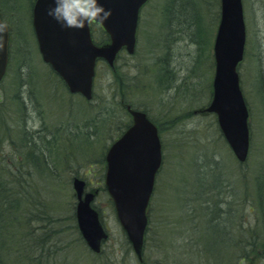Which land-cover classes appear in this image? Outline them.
Here are the masks:
<instances>
[{"label": "rangeland", "instance_id": "374dc122", "mask_svg": "<svg viewBox=\"0 0 264 264\" xmlns=\"http://www.w3.org/2000/svg\"><path fill=\"white\" fill-rule=\"evenodd\" d=\"M33 1L0 0L13 30L0 85V192L7 189L9 215L25 227L3 228L0 264H141L103 182L105 152L128 120L121 94L157 122L163 143L142 264H264V0H243L238 71L251 131L244 164L215 116L201 112L211 100L221 0H150L136 53L122 54L114 70L99 62L90 103L43 63ZM75 177L100 190L95 204L110 237L99 255L77 229Z\"/></svg>", "mask_w": 264, "mask_h": 264}, {"label": "water", "instance_id": "95a60500", "mask_svg": "<svg viewBox=\"0 0 264 264\" xmlns=\"http://www.w3.org/2000/svg\"><path fill=\"white\" fill-rule=\"evenodd\" d=\"M148 0H102L111 15L101 22L111 43L96 46L89 25L68 28L48 9L53 0H36L33 26L43 60L64 79L72 93L92 98L97 59L111 66L125 47L133 54L139 12ZM0 81L8 65L9 31L0 18ZM246 26L242 0H221V18L214 43L215 76L213 98L207 112L217 115L219 127L237 160L245 162L250 147L249 111L240 88L237 67L244 56ZM134 124L116 141L106 155V188L115 205L117 218L133 250L141 258L144 234L148 224L147 207L156 174L162 163V145L157 128L144 113L131 112ZM78 198L77 220L80 232L93 251H100L108 235L98 213L91 208L92 194L83 197L84 182L75 179Z\"/></svg>", "mask_w": 264, "mask_h": 264}, {"label": "clouds", "instance_id": "9594fccd", "mask_svg": "<svg viewBox=\"0 0 264 264\" xmlns=\"http://www.w3.org/2000/svg\"><path fill=\"white\" fill-rule=\"evenodd\" d=\"M54 6L48 9L62 25L68 28H84L92 23H101L111 15L102 0H53ZM0 24V32L4 30Z\"/></svg>", "mask_w": 264, "mask_h": 264}, {"label": "trees", "instance_id": "16d2710c", "mask_svg": "<svg viewBox=\"0 0 264 264\" xmlns=\"http://www.w3.org/2000/svg\"><path fill=\"white\" fill-rule=\"evenodd\" d=\"M1 190H2V192L5 191L6 193H8L6 188L5 189H1ZM2 192H0V217H3V218H0V231H1L0 237L3 235V228H8V227L12 228V226L17 229L18 233H22L23 230L25 229V227L21 226L20 223H18L16 220H13L11 218V216L9 215V212H10L9 210L10 209H7V204H9L7 201H9L10 198H7V199L5 197L3 198ZM10 205H11V203H10ZM1 224H3V225H1ZM15 234L16 233H13L12 235H15ZM29 234H31V232ZM4 235H5V233H4ZM5 236H7V235H5ZM38 243L40 244L39 237H38V240H37V244ZM37 247H39V246H37Z\"/></svg>", "mask_w": 264, "mask_h": 264}, {"label": "flooded vegetation", "instance_id": "af4514ba", "mask_svg": "<svg viewBox=\"0 0 264 264\" xmlns=\"http://www.w3.org/2000/svg\"><path fill=\"white\" fill-rule=\"evenodd\" d=\"M98 27V33H99V31L100 30H102L103 31V29H101V27L99 26V24H97V23H92L91 24V31H92V35H93V37H94V39L95 38H97V36L99 35L96 31H95V27ZM121 103H122V107L124 106L125 107V109H126V114L127 115H124V118L127 120V118H128V120H127V122H124V127H125V130L128 128V127H130L132 124H133V117L131 116V114H130V112H129V110H128V107L129 106H131V104H129V103H127V101H126V98H122L121 99ZM131 108H132V106H131ZM127 117V118H126ZM34 129V128H33ZM30 129L28 128V130L27 131H29ZM42 130V127H38V129H37V132H38V136L40 135V132L39 131H41ZM40 158V157H39Z\"/></svg>", "mask_w": 264, "mask_h": 264}, {"label": "bare ground", "instance_id": "6f19581e", "mask_svg": "<svg viewBox=\"0 0 264 264\" xmlns=\"http://www.w3.org/2000/svg\"><path fill=\"white\" fill-rule=\"evenodd\" d=\"M36 159H37V160H40V158H37V157H36Z\"/></svg>", "mask_w": 264, "mask_h": 264}]
</instances>
